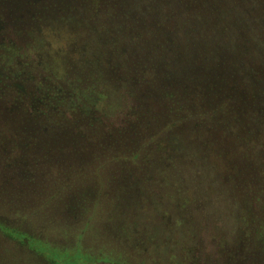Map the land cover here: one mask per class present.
<instances>
[{
  "label": "rangeland",
  "instance_id": "1",
  "mask_svg": "<svg viewBox=\"0 0 264 264\" xmlns=\"http://www.w3.org/2000/svg\"><path fill=\"white\" fill-rule=\"evenodd\" d=\"M6 1L0 0V201L5 195L9 204L0 203V264H219L214 224L232 203L264 223V175L256 163L264 150L245 160L252 164L241 176L244 200L232 189L230 198L227 184L218 191L209 178L228 180L238 164L233 153L209 151L207 159L200 153L187 161L189 137L158 133L167 120L155 113L149 124L139 109L133 47L143 30L164 31L173 22H145L147 9L133 7L129 29L111 22L118 11L106 3L97 18L99 4L86 0ZM253 1L252 13L264 22V0ZM243 37L251 61L264 63V44ZM232 38L220 35L217 45ZM155 134L162 137L153 145ZM143 143L144 164H137L133 154ZM173 156L175 164L168 161ZM224 198L232 200L229 209Z\"/></svg>",
  "mask_w": 264,
  "mask_h": 264
},
{
  "label": "trees",
  "instance_id": "2",
  "mask_svg": "<svg viewBox=\"0 0 264 264\" xmlns=\"http://www.w3.org/2000/svg\"><path fill=\"white\" fill-rule=\"evenodd\" d=\"M86 2L99 4V7H96L97 14L92 12L97 18L104 16L102 6L106 3L109 12L118 11L117 16L110 19L111 22L116 25L125 22L129 29L133 26V7L138 12L147 9L145 22H173L176 27L164 31L143 30L137 37L139 41L143 40L133 47L134 75L131 76V81L133 87H136L135 95L139 101V109L142 105L147 111V120L155 113L167 120L158 133L165 135L179 132L189 137L184 144L187 161L196 156L200 159V153L207 159L209 151L223 155L233 153V161H238V164L232 163L231 174H225L228 180H219L216 175L209 179L214 186L219 184L218 191L227 184L230 189L227 187L226 191L229 190L230 198L232 189L244 200V180H241V176L244 170H248L245 164L249 168L252 164L246 163L245 160L251 159L250 156L258 157L261 150H264V63L251 61L247 48L243 45L244 34L248 35L251 43L253 37L257 43L264 44V22H260L259 19L262 18L252 13L254 1ZM149 13L153 17H150ZM238 26H248L250 31L246 29V32ZM121 28L115 32L117 35H121ZM130 32L132 33L133 29ZM128 33L129 31L126 32ZM220 35L233 37V42L224 41L218 46ZM148 36H155L156 40L145 41ZM254 46L259 54L256 59L259 60L258 46ZM254 68L257 69L252 70ZM157 105L163 107L162 112ZM148 122L150 124V120ZM200 126H204V130H201ZM153 137L158 138L152 143L155 145L162 136L155 134ZM145 147L146 144L143 143L133 154L137 164V161L144 164L141 154ZM173 148L169 147L168 151L174 153ZM168 161L175 164L178 157H170ZM258 161L256 163L264 175V157ZM207 167L210 168L211 165L208 164ZM212 184L206 190L213 189ZM209 193L211 192L204 194ZM229 201L232 203L231 199L222 202L228 209L231 206ZM233 208L234 211L231 212ZM246 210L247 207L243 203H232V209L228 211L225 219H218L214 224V229L218 231L216 238L220 251L219 264H264L263 219H250ZM232 221L234 226H227L229 228L225 229L226 222L231 224ZM221 229L225 232H221Z\"/></svg>",
  "mask_w": 264,
  "mask_h": 264
},
{
  "label": "crops",
  "instance_id": "3",
  "mask_svg": "<svg viewBox=\"0 0 264 264\" xmlns=\"http://www.w3.org/2000/svg\"><path fill=\"white\" fill-rule=\"evenodd\" d=\"M21 183H25L24 182V179H21ZM18 184V183H17ZM3 185V184H2ZM4 186V185H3ZM6 192H8V191H6ZM7 194V193H6ZM1 197H3L4 198V200L3 201H0V203H2V206H8V204H9V200L7 199V198H5V195H2Z\"/></svg>",
  "mask_w": 264,
  "mask_h": 264
}]
</instances>
